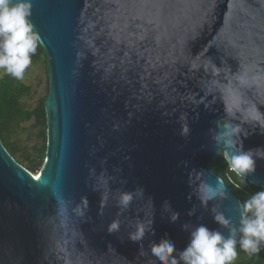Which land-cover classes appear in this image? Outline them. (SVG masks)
<instances>
[{
    "label": "water",
    "instance_id": "95a60500",
    "mask_svg": "<svg viewBox=\"0 0 264 264\" xmlns=\"http://www.w3.org/2000/svg\"><path fill=\"white\" fill-rule=\"evenodd\" d=\"M31 3L49 71L46 158L35 181L0 138V264H155L150 243L168 238L182 251L190 238L184 224H203L227 236L214 221V206L239 226L241 201L211 169L220 156L209 129L225 118L223 105L210 96L208 109L193 108L185 98L209 79L203 71L192 72L193 63L211 58L222 69L221 80L243 65L264 69V0ZM246 98L264 112V90L247 89ZM184 111L187 138L178 121ZM249 131L244 149L264 147V135ZM192 169L204 170L209 183L222 180L228 198L202 207L188 184ZM110 177L116 179L104 207L100 191L91 189L106 190ZM247 182L264 190V160ZM137 187L145 200L117 216V189ZM57 193L77 203L86 196L87 216L73 217L64 227ZM148 197L155 235H146L140 247L127 236L136 217H150ZM165 201L179 213L175 223L162 211ZM113 219L121 220V229L108 234Z\"/></svg>",
    "mask_w": 264,
    "mask_h": 264
},
{
    "label": "clouds",
    "instance_id": "9594fccd",
    "mask_svg": "<svg viewBox=\"0 0 264 264\" xmlns=\"http://www.w3.org/2000/svg\"><path fill=\"white\" fill-rule=\"evenodd\" d=\"M31 0H0V72L22 81L26 70L32 65V57L43 43L35 26L31 22ZM192 72L208 74L209 79L200 88L199 92H189L185 99L193 108L210 105L205 102L208 97L218 99L223 105L225 118L216 122L214 128L209 129V135L215 146L216 154L220 156L227 166V171L235 177V187L241 188L247 184V178L256 172L258 160H264V147L244 149L243 139L251 134L249 130L264 135V112L256 103L246 98V90L256 88L264 90V69L243 65L238 71L231 73L230 77L219 79L222 69L211 60L205 64L193 63ZM202 93V95H201ZM165 116H171L167 112ZM178 121L181 125L180 135L187 138L190 134L188 125V112L180 113ZM115 172L121 170L113 169ZM95 172V169H90ZM231 178V177H230ZM110 177L105 180L106 190L93 187V192L100 191V200L107 206L109 194L112 191ZM120 184L126 181L120 180ZM189 187L199 200L200 205L208 207L209 202L222 201L228 198V191L222 180L216 179L215 184L209 183L204 170L192 169L188 176ZM115 197L117 216L132 211V205L137 200H145V191L137 187L132 191L119 190ZM191 199V197H189ZM57 215L64 227L69 226L73 218H85L89 211V202L86 196L80 201L72 202L62 194H56ZM151 207V215L144 219L136 217L134 230L128 233L127 238L142 247L146 235H155L153 229L154 206L151 197L146 199ZM163 213L168 214L170 222L179 219V213L172 210L168 201L162 207ZM214 221L222 228L227 229L225 236L220 230H210L200 224L192 227L189 224L182 226L189 232L187 246L179 251L171 239L163 238L159 242L150 243V254L155 264H233L238 258L237 248L249 258L256 256L264 250V190L257 191L240 204L239 226L233 224L222 211L214 206L211 209ZM195 214L193 208L188 215ZM121 229V220L113 219L107 226L108 234L118 233ZM123 242V240H121ZM140 255H144L141 251Z\"/></svg>",
    "mask_w": 264,
    "mask_h": 264
},
{
    "label": "trees",
    "instance_id": "16d2710c",
    "mask_svg": "<svg viewBox=\"0 0 264 264\" xmlns=\"http://www.w3.org/2000/svg\"><path fill=\"white\" fill-rule=\"evenodd\" d=\"M42 59L47 64V56L40 46L36 55L32 57V65L39 63ZM46 70L49 79L48 64ZM27 74L28 70H26L25 77ZM31 94V87L23 83V80L18 81L8 75L0 78V138L2 144L20 166L35 175L42 169L46 158L47 118L45 100L49 94V88L33 109H27L23 105V99ZM26 125L31 127L30 131L24 128ZM25 132H28L29 135L26 144L20 139ZM211 169L213 174L225 181L241 203L251 194L262 190L248 182L241 188H236L235 177L227 171V166L221 157L211 166ZM237 251L239 255L233 264H264L263 250L259 257L253 256L251 258L241 252L239 247Z\"/></svg>",
    "mask_w": 264,
    "mask_h": 264
},
{
    "label": "rangeland",
    "instance_id": "374dc122",
    "mask_svg": "<svg viewBox=\"0 0 264 264\" xmlns=\"http://www.w3.org/2000/svg\"><path fill=\"white\" fill-rule=\"evenodd\" d=\"M46 66L47 64L44 59H42L39 63L30 66L28 69V74L23 80V83L32 89V94L23 99V105L27 109H33L37 105L38 100L46 94L49 88V79ZM4 75L5 74L0 72V78H2ZM24 128L27 129V131L31 130L29 125L24 126ZM28 137V132H25L24 135H21L20 139L24 144H26ZM38 172H36L35 176H37Z\"/></svg>",
    "mask_w": 264,
    "mask_h": 264
},
{
    "label": "bare ground",
    "instance_id": "6f19581e",
    "mask_svg": "<svg viewBox=\"0 0 264 264\" xmlns=\"http://www.w3.org/2000/svg\"><path fill=\"white\" fill-rule=\"evenodd\" d=\"M38 176V175H37ZM37 176L34 175V180L37 181Z\"/></svg>",
    "mask_w": 264,
    "mask_h": 264
}]
</instances>
